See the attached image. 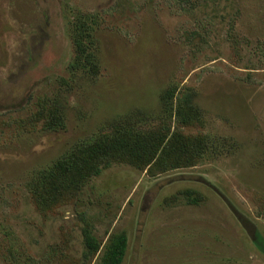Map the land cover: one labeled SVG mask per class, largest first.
<instances>
[{
  "label": "rangeland",
  "instance_id": "374dc122",
  "mask_svg": "<svg viewBox=\"0 0 264 264\" xmlns=\"http://www.w3.org/2000/svg\"><path fill=\"white\" fill-rule=\"evenodd\" d=\"M80 15L99 28L92 81L70 73ZM168 86L198 96L201 121L157 120ZM57 99L64 125L46 130ZM137 109V131L170 127L166 143L178 133L201 162H115L71 193L43 183ZM85 228L102 246L87 260ZM120 233L123 264H264V0H0V264H98Z\"/></svg>",
  "mask_w": 264,
  "mask_h": 264
},
{
  "label": "trees",
  "instance_id": "16d2710c",
  "mask_svg": "<svg viewBox=\"0 0 264 264\" xmlns=\"http://www.w3.org/2000/svg\"><path fill=\"white\" fill-rule=\"evenodd\" d=\"M181 1V0H178ZM72 40L75 55L70 65L73 77L83 80H95L101 69V46L98 38V24L93 16L80 15L71 23ZM197 95L185 90L177 94L173 86H168L160 95L157 120H164L176 114L183 124H191L199 120L202 109L196 103ZM42 114V113H41ZM149 114L137 109L131 111L110 125L115 132L99 136L91 144L81 143L63 156L61 162L46 170L43 183L51 181V191L79 190L91 177L99 176L103 169L115 162L128 161L131 164L139 162L150 166L153 162L160 168H165L168 161H173V167H188L201 162L196 154L178 145L182 143L178 133L167 141L170 127H163L152 132H140L135 128L147 121ZM46 130L61 128L65 120V106L61 100L50 103V110L44 118ZM173 140V141H172ZM166 143L160 152V147ZM194 161V162H193ZM198 161V162H197ZM186 199L191 204H197L200 199L195 191L185 192ZM85 259L93 258L101 251V244L93 232L83 230ZM264 246V242L261 244ZM128 250L126 234L113 235L105 245L98 264H123Z\"/></svg>",
  "mask_w": 264,
  "mask_h": 264
}]
</instances>
